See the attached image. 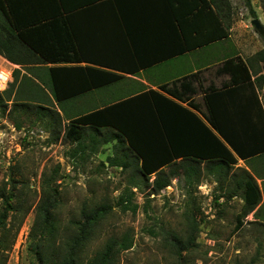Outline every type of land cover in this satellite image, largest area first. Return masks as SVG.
Here are the masks:
<instances>
[{
	"label": "trees",
	"instance_id": "1",
	"mask_svg": "<svg viewBox=\"0 0 264 264\" xmlns=\"http://www.w3.org/2000/svg\"><path fill=\"white\" fill-rule=\"evenodd\" d=\"M96 9L111 14L120 22L129 12L159 10L167 13L179 45L172 55L230 38L228 0H0V56L16 65L79 62L69 27L62 31L61 25L55 23L68 24L74 13ZM251 14L256 18L253 11ZM67 46L70 50L65 49ZM259 54L255 59L262 61L264 50ZM254 60L244 61L238 55H231L218 68L217 72L229 76L223 85L229 101L224 115L218 106H210L205 117H198L152 90L145 93L149 96L144 98L147 102L139 101L138 97L133 104L129 101L105 106L84 115L62 105L83 91L52 88L53 98L61 103L58 106L60 115L53 105L45 103L49 100L40 85L17 69L12 72L7 88L0 91V112L6 113L17 130L22 129L24 120L30 125L42 123L49 129L52 126L51 142H57L62 133V140L74 145L69 153L71 159L85 161L100 153L103 146L112 144L113 153L106 157L107 166L129 171L131 188H140L138 181L142 179L151 195L164 190L178 175L187 186H193L204 176L212 178L227 198L242 200V214L236 217L233 229L237 232L242 227V217L252 212L264 198V109L253 86V82L260 86L264 78L258 76L251 80L258 64ZM108 68L122 70L117 65H108ZM58 71V68L50 69L49 79L57 81ZM97 73L98 86L121 78L105 71ZM76 77L78 74L72 78ZM166 92L178 100L182 98L171 90ZM131 111L134 115L127 116ZM62 117L67 123H63ZM238 160H242L247 169L234 171ZM100 166L106 167L104 162ZM151 176L154 179L148 184ZM256 179L261 181L260 188ZM41 188L33 223V231H39L41 236L38 240L31 236L30 240L37 264H78V252L89 241L96 222L109 207L82 210L81 219L72 223L76 231L60 247L62 254L53 252L45 258L47 239L43 235L54 228L53 211L57 207L58 192L48 183H42ZM133 196L129 189L125 197H120L123 210L132 204ZM12 198L11 193L0 190V230L5 228L8 213L13 210ZM192 221L194 223V219ZM173 239L177 253L181 249L188 250L192 243L191 236L185 242ZM131 246L132 240L127 234L119 240L111 238L87 264H113L114 251H126Z\"/></svg>",
	"mask_w": 264,
	"mask_h": 264
},
{
	"label": "rangeland",
	"instance_id": "2",
	"mask_svg": "<svg viewBox=\"0 0 264 264\" xmlns=\"http://www.w3.org/2000/svg\"><path fill=\"white\" fill-rule=\"evenodd\" d=\"M228 1L230 43L242 59L253 61L264 50V36L251 22L258 19L264 28V0H247L248 4L246 0ZM262 57V62L254 61L260 62L258 69L264 77V54ZM53 109L57 111V107ZM52 131V126L30 125L27 120L17 130L6 113L0 112V190L13 195V210L0 230V264H37L30 240L31 236L34 240L41 236L33 231V223L42 183L51 184L58 192L54 228L43 235L47 239L45 258L53 252L62 254L60 247L76 231L72 223L81 219L82 210L107 206L89 241L78 252V264H87L111 238L119 240L125 234L132 246L114 251L113 264H264L263 197L242 217L241 229L233 232L236 217L242 214V200L227 198L212 178L204 176L187 186L178 175L164 190L151 195L142 179L138 181L140 188H131L129 171L100 166L112 155V144L85 161L71 159L74 145L62 140V133L57 142H51ZM237 168L247 169L239 161L233 166L234 171ZM153 179L151 176L148 184ZM129 189L134 193L132 204L123 210L119 199ZM190 236L188 250L177 253L173 237L185 242Z\"/></svg>",
	"mask_w": 264,
	"mask_h": 264
},
{
	"label": "crops",
	"instance_id": "3",
	"mask_svg": "<svg viewBox=\"0 0 264 264\" xmlns=\"http://www.w3.org/2000/svg\"><path fill=\"white\" fill-rule=\"evenodd\" d=\"M161 15L164 16L163 19ZM167 16V13L159 10H140L136 14L129 12L125 20L120 22L101 9L81 10L68 19V24H63L62 21L55 23L61 25L59 28L62 31L69 27L76 43V56L80 57L79 62L16 65L0 56V69L9 74L10 82L11 74L16 69L20 74L30 77L34 84L40 85L47 93L49 101L45 103L57 107L60 115L62 112L58 106L61 103L53 98L50 92L52 88L83 91L62 102V105L69 111L74 110L84 115L105 106H116L129 101L133 104L138 97L139 101L147 102L144 98L148 95L145 93L150 90L172 100L198 117H205L210 106H218L224 115L229 101L226 100L224 92L227 90L223 85L228 82L229 76L217 70L227 56H241L230 43V38L172 55L179 45L176 32ZM65 49L70 50V46ZM108 65L121 66L122 70L108 68ZM258 67L255 65L252 81L258 76L263 77ZM52 68L59 69V79L55 82L49 79ZM67 68L74 70L68 71ZM97 71L114 73L121 78L98 86L95 80ZM77 74L78 77L72 78ZM253 86L255 95L264 109V82L260 86L253 82ZM162 87L178 94L182 97L181 100L174 98L166 90L164 92ZM133 115L134 111L127 113V116ZM62 118L63 123H67L64 117ZM238 161L243 164L242 160ZM256 182L261 186L260 180L256 179Z\"/></svg>",
	"mask_w": 264,
	"mask_h": 264
},
{
	"label": "water",
	"instance_id": "4",
	"mask_svg": "<svg viewBox=\"0 0 264 264\" xmlns=\"http://www.w3.org/2000/svg\"><path fill=\"white\" fill-rule=\"evenodd\" d=\"M251 25L253 26V28L262 36H264V28L263 26L261 25V23L259 22L258 19H254L252 22H251Z\"/></svg>",
	"mask_w": 264,
	"mask_h": 264
},
{
	"label": "bare ground",
	"instance_id": "5",
	"mask_svg": "<svg viewBox=\"0 0 264 264\" xmlns=\"http://www.w3.org/2000/svg\"><path fill=\"white\" fill-rule=\"evenodd\" d=\"M6 75L8 76L7 72L4 71V69L0 71V89L4 87L3 83L6 81Z\"/></svg>",
	"mask_w": 264,
	"mask_h": 264
},
{
	"label": "built area",
	"instance_id": "6",
	"mask_svg": "<svg viewBox=\"0 0 264 264\" xmlns=\"http://www.w3.org/2000/svg\"><path fill=\"white\" fill-rule=\"evenodd\" d=\"M8 79H9V75L8 76L6 75V81L3 83L4 86L7 84Z\"/></svg>",
	"mask_w": 264,
	"mask_h": 264
}]
</instances>
